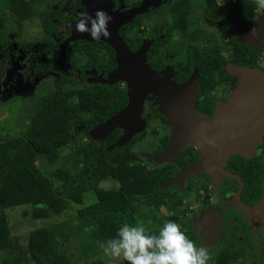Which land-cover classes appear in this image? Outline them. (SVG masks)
I'll use <instances>...</instances> for the list:
<instances>
[{"label":"trees","instance_id":"16d2710c","mask_svg":"<svg viewBox=\"0 0 264 264\" xmlns=\"http://www.w3.org/2000/svg\"><path fill=\"white\" fill-rule=\"evenodd\" d=\"M132 1L124 0L126 5ZM177 1L180 5L176 7L172 21H165L169 31L165 29V36L148 49V62L154 69L164 65L157 53L172 38L171 31L183 29L186 23L185 10L189 0ZM207 1V6L211 7L214 0ZM58 3L59 0H0L1 51L5 52L13 40L22 46L44 42L45 46L37 49L33 60L37 68L44 70L51 65L56 54L55 50L48 54V46L55 49L63 39L56 42L52 37L56 26L53 20L59 22L62 17L58 9L52 7ZM238 5L243 13L256 6L255 0H238ZM29 21L38 24L42 35L19 39ZM138 24L131 22L135 28L122 34L131 50L137 49L144 36H155L154 31L141 36ZM103 45L109 54L113 53L109 45ZM190 48L186 60L173 64V68L181 81L193 65L197 66L199 90L196 106L204 108L212 86L219 78L225 77L220 64L222 57L217 61L214 50L206 47ZM232 52L230 59L235 65L253 67L259 65L260 60L264 61L263 51L243 43L235 42ZM66 57L79 69L98 67L101 61L96 49L83 48L77 41L68 44ZM110 65L113 67L114 63ZM262 68L264 70V64ZM124 93V88L118 84H78L65 77L56 83L53 91L23 100L20 109L26 116L23 127L14 132L4 130L0 134V264H77L84 258L97 256L103 253L97 242L114 236L123 223L141 224L148 233L158 230L161 224L154 213L145 215L148 223L140 221L144 206L157 210L159 206L172 209L174 215L168 220L177 223L178 201L172 202L173 192L159 188L171 177L172 170L148 169L138 162L137 154L131 150L134 137L108 151L107 146L121 136L123 131L120 128L108 132L99 144L92 139L79 141L75 156L71 155L56 167L47 166L48 172L45 171V164L51 166L67 153L68 145L76 139L79 130L89 132L123 107L126 102ZM106 180L115 184L101 185ZM88 195L94 196V201L85 203L84 197ZM14 207L24 209L22 219L31 226L23 241L10 233L9 221L18 218L9 212ZM69 211H73V215H69ZM62 214L67 220L33 227L32 220L49 221ZM189 225V222L184 223L186 228ZM183 232L194 241L188 229ZM72 241L74 245L68 246ZM228 260V255L222 251L213 255L209 264H225Z\"/></svg>","mask_w":264,"mask_h":264},{"label":"flooded vegetation","instance_id":"af4514ba","mask_svg":"<svg viewBox=\"0 0 264 264\" xmlns=\"http://www.w3.org/2000/svg\"><path fill=\"white\" fill-rule=\"evenodd\" d=\"M82 1L83 0H75V2L68 4L64 3L63 0H59L58 4H54L52 6L57 8L62 16L59 22L55 19L53 20L56 23V26L52 32V37L56 42L59 41V38L63 37V39L58 43L55 49H53L52 46H48V54L55 50L54 54L56 55L52 59V64L45 70L42 67L37 68L33 60V58L36 57L35 54L37 49L39 47V49H41L45 46L44 42L40 43L37 41L28 43L26 46L23 45L24 47L20 44H16V49L12 52V56L19 61L22 59L20 63L23 65V76L29 80H33L39 76L53 74L55 76V80L52 85L53 89L50 91H53L56 83L60 82L65 77H70L72 79L71 76H74V79L72 80H75L78 84H85L77 77L84 76L86 80L88 78L92 80L89 83L87 82V84H118L120 87H123L127 102L128 85L126 84V80H108V75L114 69L116 63L114 52L109 54L107 48L103 45L106 43L100 40H70L66 43L64 48L63 59L61 62L58 61L60 47L65 38L70 34V22L76 20L83 12L81 4ZM111 1L114 9L125 10L138 5L142 0H133L130 5H126L124 0ZM188 3L189 5L185 10L186 23L183 25V29L178 28L172 30V38L158 50L159 53H157V57L164 64L158 69L152 68L148 62V49L153 42L165 36V29L166 32L168 29V25L165 24V21H172L173 13L176 7L180 5V1L158 0L156 5L148 6L143 12L134 15L130 21L121 25L118 29L119 34L122 36L128 28L131 27L130 30L135 28L134 25H130L131 22H134L135 25L139 23L138 27L140 35L144 36L146 32L144 34L141 32L145 29L147 31V24L152 20L157 21L153 22L148 30L154 31L155 36L153 38L144 36L140 45L143 40H151L146 52L147 64L155 71H162L167 68L170 72L169 75H165L164 77L165 72L163 71L164 74L162 73V76L160 77L161 81L156 83L154 81L153 83L155 92H148L142 103L140 118L146 126L149 125V123L154 124V127L150 129L149 135V138L151 136L150 141H152L150 142V146H153V149H150L148 152L149 155H154L156 153L160 155L161 152H164V150H168L173 142H175L180 137L181 133H183L181 132L183 131L182 127L176 126V124L173 123V120H171L170 117L171 115L165 108L161 107L160 104L162 102L161 98H166L173 93H175V95L177 93H183L184 87H182V85L191 75L193 68L196 69V77L187 89L193 90V85L196 86V95L193 98L192 104L194 109L198 111L205 120L214 121L218 118V122L226 125L229 121L232 122L233 118L238 119L236 112H234L235 114L230 111L224 112L226 105H228L227 103L232 100L237 101L236 106L238 108L242 106L247 107V105L252 107L256 103L258 113L264 116V80L262 81L260 77L261 75L258 76L260 79H257V75H255V73H251L250 77L252 78L250 79V77H248L250 80L244 81L246 79L237 78L235 73H233V75L227 71L228 65H235L230 58L232 57V50L233 47H235V42L239 43L234 26L242 25L233 23L232 16L240 17L241 15L244 19L241 20L242 22L244 21L247 27L255 28L254 25L261 26L264 21V18H262L263 14L258 15L261 11H259L255 6L251 7V9L248 8L249 10H247L246 13H243L239 10L238 0H232L231 2L228 0H214L211 7L207 6V0H189ZM63 5L67 6L66 9H63ZM199 13L203 15L202 18L199 17ZM59 30H63V33L60 34ZM41 35L40 31L39 36ZM247 37H249V39H252L253 37L256 39L255 34H249ZM175 39H184L183 48L178 50L177 47L171 46L167 49V51L162 52V50L167 45L171 44L172 41L175 42ZM72 41H77L81 46H83V48L96 49L97 54L101 59L98 67L94 66L83 69L76 68L66 57V48ZM191 46L196 48L206 47L207 49L214 50L217 61L219 57H222L220 64L225 77L221 79L219 78L214 84L215 86H212L207 99L208 103L204 108H198V106H196L199 90V83L197 81V66L193 65L189 74L181 81L178 79V75L173 68V64L177 65L178 63L186 60V56L188 54L187 52L189 49L192 50V48H190ZM10 47L11 45L6 47L7 52ZM262 51L264 52V47L260 50V52ZM5 58H7V53L0 58L1 73L3 72V61ZM111 63H114L113 67H110ZM260 64L261 65L253 67H246L251 69L259 67L262 71L261 74L264 75V70L262 68L264 61L260 62ZM68 68L73 70L71 71L72 74H75L68 76ZM216 73L217 71H215V74ZM167 81L174 85H178V88L176 89L175 87L171 89L169 85L165 84ZM49 84V81L48 83H45V81L42 80L38 86L42 89ZM50 91H47L46 93ZM46 93L44 92L40 96H43ZM178 99H180L179 95ZM146 116L150 117L146 118ZM262 126L264 127V122L262 123ZM81 131L88 133V131L79 130V132ZM207 134L208 133L205 132V134L198 135L200 140L199 142L192 137V141L190 140L183 150L172 158L164 160L161 163L159 169L164 168L172 170L171 177L165 181L177 178L178 173H180L183 169H192L190 174L163 189H168L170 192H173L170 188H181L186 195L190 193L193 194L195 191L199 192L198 206L195 205L191 211L193 216L195 214L196 217L198 216L197 231L211 228V225L216 226L219 222L221 223L222 229L218 232V235L219 233L223 234L225 238L230 240L229 247L222 246L217 251L212 253L211 258H213V255L216 253L225 251L229 259L225 264H246L245 261L251 260L250 258L245 259L246 255H253L255 249L260 251L261 255L264 256V130L258 138L255 137L257 133L252 139L246 137L247 143L251 144H248V147L239 153H225V149H217L210 139V136H206ZM253 134L254 133H252V135ZM133 137L134 142L131 144V147L135 143L141 141L140 139L143 136L140 132H137L132 136V138ZM102 139H92V141L99 144ZM179 198V195L176 196L173 193L172 202L178 201L177 203H179L181 200ZM190 221L191 219H187L185 221L190 224L186 229L191 232L193 239H196V230L192 228ZM159 224H161L160 220ZM232 241L235 242V245Z\"/></svg>","mask_w":264,"mask_h":264},{"label":"water","instance_id":"95a60500","mask_svg":"<svg viewBox=\"0 0 264 264\" xmlns=\"http://www.w3.org/2000/svg\"><path fill=\"white\" fill-rule=\"evenodd\" d=\"M157 2L158 0H142L138 5L125 10L114 9L111 0H83L81 2L83 7L82 13L86 12L91 16L97 10H102L111 17V20L107 25L109 35L107 38L101 37L99 39L108 44L114 52L116 65L109 73L108 80L124 79L128 85L126 104L119 109L117 113L95 125L88 132L92 139L101 140L112 129H122L123 132L121 136L107 147L108 151L114 146L125 144L134 134L142 130L144 122L140 118V112L143 100L148 92L154 91L153 83L154 81L155 83L161 81L160 77L162 76V73L164 74L165 72L164 77L165 75L170 74L169 69L167 68L162 71H155L147 64L146 52L151 40H143L140 47L132 51L118 31L119 27L130 21L134 15L143 12L150 5H156ZM81 14L76 20L71 21L69 24L70 34L65 38L60 47L59 62L63 59L64 48L68 41L74 39H85L89 41L96 40L90 37L87 32H80L77 30L76 23L80 19ZM239 27L240 26L238 25L234 26L235 29ZM244 36L247 37L246 32L244 33ZM241 43L243 42L241 41ZM229 72L232 74L235 73L237 78L246 79L244 81L252 78L250 77L251 73H255V75H257L256 78L261 75L260 77L262 81L264 80V75L245 66L231 65ZM195 77L196 69L193 68L191 75L182 85V87H184L183 93H177L176 95L175 93L172 95L168 94L169 96L166 98H161V107L168 111L173 123L176 124V126H181L183 130L181 131L183 133H181L180 137L162 154L160 157L162 160H168L175 156L182 148H185L186 144L193 138L199 142L198 135L205 134V132L208 133L206 136H210V139L217 149L223 148L225 149V153H239L245 150L248 147V144H251L247 143L246 137L252 139L257 133L255 137L258 138L264 130V127L262 126L264 116L258 113L256 103L252 107L247 105V107L242 106L239 108L236 106L237 101L232 100L227 103L228 105H226L224 112H236L238 119L233 118L232 122L229 121L226 125L218 122V118L214 121L205 120L204 117L194 109L192 104L193 98L196 95V86L193 85V90L187 89V87L192 84ZM248 77H250V79ZM260 77L257 79H260ZM165 84L169 85L171 89L175 87L176 89L178 88V85H174L168 81ZM178 95L180 96V99H178ZM252 133L254 134L252 135ZM191 170L183 169L178 173L177 178L165 181L159 188H166L170 184L181 180L183 177L190 174L192 172Z\"/></svg>","mask_w":264,"mask_h":264},{"label":"rangeland","instance_id":"374dc122","mask_svg":"<svg viewBox=\"0 0 264 264\" xmlns=\"http://www.w3.org/2000/svg\"><path fill=\"white\" fill-rule=\"evenodd\" d=\"M64 3H68L71 4L72 2H75V0H63ZM62 2V3H63ZM66 5H63V9H66ZM263 14L262 18H264V12H259L258 15ZM197 17V16H196ZM199 17L202 18L203 15H201V13H199ZM232 21L233 23H237V24H242V25H238L240 26L239 28L235 29V32L237 34V40L238 42H243L246 45H249L253 48H255L256 50L260 51L262 50V48L264 47V23L261 24V27H259V25H254L255 28H251V27H247L244 23V21L242 22L241 19L242 16H232ZM260 19V17H259ZM37 19L33 20L36 21ZM244 20V19H243ZM255 20V19H254ZM153 22H157V21H150L147 24V31L150 29L151 25L153 24ZM253 22V21H251ZM259 22V21H258ZM264 22V21H263ZM130 28H128V30H130ZM40 28L38 26V24L35 22H27L19 36V39H31L35 36H39L40 35ZM146 29L144 31H142L141 33L144 34L145 32H147ZM246 32V35L249 36V34H255L256 39L253 37L252 39H249V37L244 36V33ZM58 32V31H57ZM59 33H63V30H59ZM243 34V35H241ZM13 34L10 35V39H12ZM16 43L17 40H13V42L11 43V47L8 49V52L6 50L7 53V58H5L4 65H3V72L0 75V134H3L4 130L10 131V132H14L17 131L18 129H20L21 127H23V121L26 120V116L25 114H23V112L21 113V108L23 104V100H25L26 98H30L33 96H40L42 93H46L47 91H50L53 89L52 85L54 82V75L51 74H47L45 76H39L34 78L33 80H29L27 78H25L23 76V65H21L20 61L22 60H18L15 59L13 55V51H15L16 49ZM171 46L177 47L178 50H180L181 48H183L184 46V39H175V42L172 41L171 44L167 45L162 52L167 51V49ZM18 51V50H17ZM3 55H5V53L3 51H1L0 48V58L3 57ZM20 56H21V52H20ZM261 62L263 60H260ZM259 65L260 62H259ZM231 68V65H228L227 67V71H229ZM68 73L67 75H74L72 74L71 71H73L72 69L68 68ZM254 70L258 73H262V71L259 69V67H255ZM56 71V69H55ZM72 79H74V76H71ZM79 78V80L82 83H89L90 81H92L90 78H88L87 80L84 78V76H77ZM44 80L45 83H48L49 81V85L46 87H43L42 89H40V87L38 86L40 81ZM124 81V80H123ZM222 105V103H221ZM6 107L11 108V111L8 110ZM5 112V113H2ZM154 127V124H150L149 125H145L143 126L142 130L140 131V133L142 134V138L140 139L141 141L135 143L134 145H132L131 150L137 154V161L140 162L141 164H144L148 169H153L155 167H159L161 165V163L164 161L162 159H160V157L162 156V154L166 151L164 150V152H161V154L159 155L158 153L154 154V155H149L148 152L150 151V149H153V146H150V139L151 136L149 138L150 135V129ZM161 132V131H158ZM89 139H92L89 135V133H85V132H79L77 133L76 139L72 141V143H70L68 145V151L66 154H64V156H60L58 157V160L51 164V166L46 165L45 164V171H47V166L48 167H56L59 164H61V162L66 161L68 159V157H70L71 155L75 156L77 154V146L79 144V141L84 142V141H88ZM95 140V139H93ZM184 148H182L181 150H183ZM154 153V152H153ZM73 160V159H71ZM70 161V160H69ZM71 162V161H70ZM112 184H115V182H111V181H102L101 185L105 186V187H109ZM171 191H173L174 195L176 196H180L179 199L180 202L178 203L177 207H176V214H177V224L180 226V230L181 231H185L187 230L186 227L183 225L184 222L187 219H191V224H192V228L195 229V233H196V239H194L193 243L196 246H203L205 247L209 253H210V259L212 257V253H214L215 251H217L219 248H221L222 246H230V240L228 238H225V236L223 234L218 235V232L221 231V223H217L216 226L211 225V228H207L205 230H201V231H197V223H198V216L196 217V214L193 216V213H191L192 209L194 208L195 205L198 206V202H199V195L200 193L195 191L188 195L184 194L183 190L181 188H175L172 189L170 188ZM170 191V190H169ZM94 201V196L92 195H88L86 197H84V202L85 203H89ZM191 207V208H189ZM75 209V208H73ZM9 212L13 215H16L18 218L9 221V229H10V233L11 235L17 237L19 239V241H23V237L26 233V231L28 229L31 228L30 224H28V222H26L24 219H22V215L25 213L24 209L22 208H11L9 210ZM69 215H73V211H69ZM156 215L157 222H161V224H163L164 222L168 221V218L170 215H174V212L172 209H168L164 206H160L157 209L154 208H149V207H143L141 209V219L140 221H145V223H148V217H145L146 214L148 215ZM149 216V218L151 217ZM193 216V217H192ZM72 218V217H71ZM36 220V221H35ZM32 220L33 221V227H37V226H41V225H45V224H49L52 222H62L64 220H67V216L62 214L58 217H55L52 220L49 221H39L38 219ZM152 227V225H150V228ZM154 227V226H153ZM149 228V227H146ZM224 231V230H223ZM225 233V232H224ZM232 243L235 245V242L232 241ZM74 245L73 241L68 243V246L70 245ZM232 246V245H231ZM214 250V251H213ZM75 252L77 253V251L75 250ZM250 258L251 260H247L245 261L246 264H264V256L261 255L260 251H257L256 249L254 250V254L253 255H246V258ZM120 261L117 260H110L108 257H106L104 255V253H101L97 256H91L88 258H84L82 259L80 262H78L77 264H117Z\"/></svg>","mask_w":264,"mask_h":264},{"label":"clouds","instance_id":"9594fccd","mask_svg":"<svg viewBox=\"0 0 264 264\" xmlns=\"http://www.w3.org/2000/svg\"><path fill=\"white\" fill-rule=\"evenodd\" d=\"M255 4L259 11L264 12V0H255ZM110 20L111 17L102 10L91 16L85 12L77 21L76 28L99 40L109 35L107 25ZM97 243L110 260L126 264H209L210 261L209 251L194 245L172 220L164 222L154 233L146 232L141 224L123 223L114 236Z\"/></svg>","mask_w":264,"mask_h":264}]
</instances>
